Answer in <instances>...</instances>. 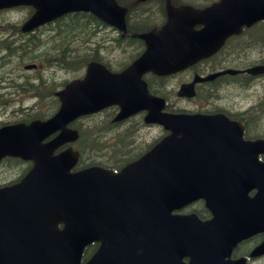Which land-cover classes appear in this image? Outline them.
I'll return each mask as SVG.
<instances>
[{"label": "water", "instance_id": "obj_1", "mask_svg": "<svg viewBox=\"0 0 264 264\" xmlns=\"http://www.w3.org/2000/svg\"><path fill=\"white\" fill-rule=\"evenodd\" d=\"M19 1H31L39 8L29 23L52 19L66 11L91 10L109 22L124 29L122 8L114 0H0V5ZM119 8V10L117 9ZM171 20L160 30L134 35L143 37L146 51L121 74L106 73L91 77L87 82L97 97L83 100L86 109L92 111L105 104L108 91H116L119 101L126 106L118 117L144 107L151 100L146 82L141 78L149 69L154 70V60L166 44L183 46L194 38L190 30L180 26L177 39H166L165 33L181 23L178 9L169 6ZM249 14L264 17V0H222L205 11H198L197 19L215 24L221 40L230 33L234 22H245ZM184 31V33H183ZM94 63L91 64V68ZM261 67H255L259 70ZM91 71V70H89ZM142 79V80H141ZM75 81L60 92L64 102L59 113L46 121L31 125L19 124L0 130V158L5 154H20L33 158L34 167L18 183L0 188V264H81L84 246L93 240L103 243L85 264H186L182 256L194 253L190 245H204L195 250L197 255L191 264H213L210 257H201L212 245L210 235H201L199 229H209L210 223L195 218L171 214L187 197L181 186L164 187L163 165L167 157H174L170 150L178 149V137L170 135L159 142L150 152L116 174L100 166H90L71 171L77 159L68 151L53 156V147L64 142L72 132L65 130L51 147L40 141L52 131L62 128L73 118L78 98ZM127 98H126V97ZM71 108L73 110L71 111ZM149 116L159 115L151 110ZM171 116V115H170ZM172 115L171 118H177ZM176 121H171V125ZM132 175V177L130 176ZM195 191V190H194ZM7 198H20L19 204H6ZM7 206V208H5ZM189 221L187 223L186 221ZM65 223L63 230L56 223ZM231 243L219 251L230 252ZM117 253V257L109 253ZM217 264V263H215Z\"/></svg>", "mask_w": 264, "mask_h": 264}, {"label": "flooded vegetation", "instance_id": "obj_2", "mask_svg": "<svg viewBox=\"0 0 264 264\" xmlns=\"http://www.w3.org/2000/svg\"><path fill=\"white\" fill-rule=\"evenodd\" d=\"M116 1L126 9L122 18L125 19L128 28L127 34L123 35L117 23H106L108 21L100 17H98L99 19L97 20L99 24L95 23L93 26L97 27L101 25L100 29L106 27L113 28V32L116 34L113 38H103L102 45H106L105 41L107 40L110 41L112 45L123 46L121 49L123 52H131L136 55L140 54L146 48L147 41L142 37L135 36L134 33L147 32L161 28L167 21V0ZM170 1L177 7L191 5L195 8H204L220 0ZM117 9L119 10V8ZM35 11L36 8L30 4L12 5L10 7H6L5 5L0 6V101L5 105V99L9 100L10 96V99H14L13 96L15 95L16 99L20 101L19 110L24 109L25 106L23 105L22 98L17 96L19 93L13 91L26 92L49 88L57 93V91L65 86L68 80H71L64 78L61 81L56 73L57 68L55 69V74H51L49 77L44 78L42 71L47 65L44 66V63L40 61L55 59V65L65 68L62 64L57 63V54H53L50 51L51 49L44 47V45L49 40L54 39L53 33H59V37H63V41L72 40L73 34L68 33L71 30V25L66 29L64 26L61 28L57 26L62 23L60 21L63 20V18L76 16L81 11L65 13L50 22L39 25L30 31H25L23 27ZM180 15L188 17L191 21L192 16H190L186 9H184ZM209 26L210 24L204 25L202 23L195 25L197 29L202 27L208 28ZM208 35H212V32L204 31L200 33L194 41V47L197 49L201 48L202 45L204 47L206 41L213 43L214 38L212 36L204 39L202 38ZM27 48L28 53L26 51ZM100 53L104 58V53L101 51ZM27 56L32 58L26 59ZM8 58L10 59L6 61ZM13 61L16 62V66L5 72V66L11 65ZM109 61L111 62V60ZM33 63L36 64L35 68H26L27 64ZM262 63H264V21H257L249 26H243L241 32L229 35L225 43L215 52L201 58L178 72L179 74L187 72V77L181 81V85L183 81H191L195 75L206 76L217 73L219 70L221 71L225 68H235L238 70L237 72L221 73L216 75L213 79L199 80L195 83L194 96H180L183 98V101H194L199 99L218 100L221 98V88L226 86L231 89V96H228L229 102L227 105H216L213 108H204L203 105H199L196 108H188L180 104L181 100L174 101V103L180 106L179 108L181 111L225 115V117L216 118V124L205 125V127L228 126L233 124V121H240L242 123V135L245 139L264 138V92L247 106H243V99L249 95L248 92L245 93L243 90L248 91L251 85L264 78V72L253 74L249 71V68ZM33 70L38 71L37 77H33V79L28 78L22 85L10 89L11 85L8 81L10 72H30ZM38 79H40V81H38ZM12 85L16 86V83ZM155 87L157 90L162 89V86L156 84ZM37 96L34 98H37ZM195 96H199V98L196 99ZM238 97L241 103L237 105ZM0 109L5 113L6 108H2L0 105ZM88 117L89 116L83 118L86 131H90L91 128V125L87 121ZM19 119L11 120L6 118L0 121V125L16 122ZM229 120L232 122H229ZM105 121H108L107 123L110 125V128L115 129L117 132L121 131L119 133L127 132L129 129L128 124H124L127 119L118 122L110 121L108 114L104 119V122ZM218 122H226V124H218ZM186 130L187 127L185 125L180 126V135L185 137ZM167 133H169V129L164 130V134ZM228 134V132L220 130L217 134L213 135V137ZM182 152L185 156L181 159V163L177 167L185 171L181 173L180 177L184 179H202L197 182V185L210 187L218 202L216 203L215 210H213L207 207L204 199H199L188 204L181 211H194L200 218L208 219L213 216L223 215L221 212L224 210L230 208L239 209L241 205H243L246 212L241 214L243 221L237 223V225L252 229L254 232L235 246L232 257L234 259L247 257L246 264H264V253L259 256L251 255L252 250L264 240V148L246 147L236 150L219 148L212 150L186 149L182 150ZM223 154H230L232 156L227 158L217 156ZM9 158L16 159V161L21 164L16 172V176L12 178L5 177L9 176L5 174L4 168L6 163L5 160ZM246 162H250L251 165ZM25 168V161L21 162L19 158H5L4 156L0 159V186L19 181L25 174ZM245 170H251V172H245ZM5 202L12 204L23 203L20 198H7ZM228 203L236 205L229 206ZM59 226L61 227L62 224H59ZM216 227L228 229L229 220L217 221ZM239 230L242 231V229Z\"/></svg>", "mask_w": 264, "mask_h": 264}, {"label": "rangeland", "instance_id": "obj_3", "mask_svg": "<svg viewBox=\"0 0 264 264\" xmlns=\"http://www.w3.org/2000/svg\"><path fill=\"white\" fill-rule=\"evenodd\" d=\"M66 22V21H64ZM62 22V23H64ZM68 23V21H67ZM91 24H95V22H91ZM97 30L99 28H96ZM115 31V30H114ZM102 32V31H101ZM68 33H73L71 30ZM54 35V39L49 40L47 43H45L44 47H47L49 49H51L50 51L53 54L57 53V49L62 48L63 50H65L66 53H68V55L64 54V58L67 59L68 58H73V57H78L79 55H81V53H90L91 54H96L99 56V52L101 51L102 53H104V58H110L112 59L114 62H120L125 60L128 56H129V52H122L121 49L123 48V46H119V45H112V43H110V41H105L106 45H97V44H93V43H89V44H81L82 41V37H75L73 36L72 40H62L61 37H59V33H53ZM114 36H116L115 32H113V29H109V31L107 30V32L103 33V34H98L96 33V35H94L93 37H91V40H102L103 38L107 39V38H113ZM81 44V45H79ZM100 49V51H99ZM68 50V51H67ZM27 54V53H26ZM88 55V54H87ZM133 56V54L130 56V58ZM80 60H81V72L80 71H76L75 68L70 67L68 69H63L62 67H57V65H55L53 60H41L40 62L44 63V66L47 65V67H44L43 69V74H44V78L49 77V75L51 74H55V69L57 68L56 73L58 74V76L60 77V80L62 81L64 78L65 79H73L75 77H79L82 76L84 74V64H85V60L82 61V56H79ZM103 57V56H102ZM129 58V60H130ZM10 58H8L6 61H8ZM128 61V60H127ZM89 62V61H88ZM16 66V62L13 61L11 62V65H6L5 66V72L10 70L12 67ZM37 73L38 71H26V72H20V71H16V72H10V76L8 78V81L10 82V89H12V87L16 88L18 85H22L24 83L25 80H27L28 78L33 79V77H37ZM81 74V75H80ZM26 75V76H25ZM187 77V72L183 73V75L180 76H174L171 77L167 80V82L165 83V87L162 88L164 92L168 93L172 99L174 100H181L180 104L182 106H186L188 108H196L199 105H203L204 108H213L216 105H227L229 102V98L228 96H231V89L227 88L226 86H224L223 88H221L220 90V94H221V98L218 100L215 99H209V100H205V99H199V100H182L178 97L175 96L176 93V89L178 88L180 82L185 79ZM51 79V78H50ZM38 81H40V79H38ZM16 83L15 85H12ZM36 94H34L33 93ZM33 91H26V92H22V91H13L15 93H19L17 96H19V98H22L23 100V105L25 106L24 109L19 110L18 107L20 106V101L19 99H16L15 95L13 96L14 99H10L9 100L5 99V105L2 103V101H0V105L2 108H6L5 113L2 109H0V121L6 118H9L11 120H16L19 118H23L25 116V112L30 111V112H34V111H47V113H51L56 105V102L58 101L57 99H55V92L52 91V89L49 88H42V89H37V90H33ZM245 93L248 92L249 95H247L244 99H243V106H247L250 102H252L253 100L257 99L259 95H261L264 92V78L261 81H258L257 83L251 85L250 89L248 91L243 90ZM22 92V93H21ZM44 93V94H43ZM38 95V96H37ZM35 96H37V98H34ZM199 96L196 97V99H198ZM54 99L52 102L51 100ZM57 100V101H56ZM50 102L54 105L50 106ZM240 99L239 97L237 98V105L240 104ZM174 106H176L174 104ZM230 108V107H229ZM232 109V108H231ZM108 114H101L98 118L95 119H87V121L89 122L90 125H93L94 123L98 122L99 120H102V122L99 123L98 127H101L102 125H105L104 123V119L106 118ZM126 124L130 125L131 127H134V133L137 134V140L139 142H141V145L139 146L136 142H135V137L134 135H132L131 137H127V141L126 144L123 146H120V148H122V151L127 153L126 156L123 155V157H129L131 158L132 156L140 153L139 151L142 150L144 147L147 146V144L149 142H151L152 140H154V138H156L159 133H160V127L157 126H147L143 123L142 121V115H138L134 118H132V120L129 122L127 121ZM103 129V127H102ZM109 132H111V130H108ZM129 131V130H128ZM114 137L109 140L108 138H104L103 140L106 141L107 145H115L118 146L115 142H118L121 140V136L124 134H120V133H116L114 134ZM89 151H95L89 148ZM136 153V154H135ZM134 154V155H133ZM132 155V156H131ZM128 159V158H127ZM87 162H92V161H96L97 159H86ZM98 161H105L104 157H99ZM13 176H16L13 175ZM5 177H11L9 176H5Z\"/></svg>", "mask_w": 264, "mask_h": 264}, {"label": "trees", "instance_id": "obj_4", "mask_svg": "<svg viewBox=\"0 0 264 264\" xmlns=\"http://www.w3.org/2000/svg\"><path fill=\"white\" fill-rule=\"evenodd\" d=\"M82 14L85 17H89L91 18L92 16L90 14L87 13H79ZM85 17H79V16H70V17H65L63 18V20H61L60 22H64L61 23L60 25H58V28H61L62 26L65 27V29L71 25V31L73 32V36L75 37H82V41L81 44H86L89 43V41H91V37H93L94 35H96V33H100V27L99 26H93V24H91V22L86 19ZM68 21V23H67ZM99 28L98 30L96 28ZM79 44V45H81ZM81 45V46H82ZM28 50V48L26 49V51ZM68 51V50H67ZM28 53V51H27ZM57 63L58 64H62L64 67L66 68H70L72 66H74V64L78 63L80 57L82 56L83 58H86L88 55L91 54L90 53H81V55H79L78 57H73V58H64V54L68 55V53L65 52V50H63L62 48L57 49ZM160 86V85H159ZM163 87V84H162ZM99 116L96 115L93 117V119L98 118ZM103 127V129H102ZM111 130V132H109L108 130ZM121 132V131H119ZM118 132V133H119ZM115 134L116 131L113 128H110L109 126H107V124L102 125L100 128H98V122L94 123L93 125H91L90 131H86V129L83 128L82 131V137L78 142V145L81 147L82 149V154L83 157L85 159H97L96 161H92V162H98L99 157H104L105 161L108 160L109 162H111L110 160L114 159V162L120 161L121 158L127 155V153L122 151V148H120V146H123L126 144L127 141V137H131L133 132L129 133V131H127L126 134L121 136V140L118 142H115L118 146L115 145H107L106 141L103 140L104 138H108L109 140H111L113 138L112 134ZM122 134V133H120ZM112 135V137L110 136ZM120 144V146H119ZM90 145V147H89ZM89 148L95 151H89ZM5 174L6 175H10L13 176L16 174V172L18 171V169L20 168L21 164L19 162L16 161V159L13 158H9L5 160ZM4 164V162H3Z\"/></svg>", "mask_w": 264, "mask_h": 264}, {"label": "bare ground", "instance_id": "obj_5", "mask_svg": "<svg viewBox=\"0 0 264 264\" xmlns=\"http://www.w3.org/2000/svg\"><path fill=\"white\" fill-rule=\"evenodd\" d=\"M137 36V35H136ZM137 37H140V36H137ZM143 38V37H142ZM144 39V38H143Z\"/></svg>", "mask_w": 264, "mask_h": 264}]
</instances>
